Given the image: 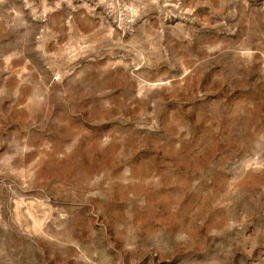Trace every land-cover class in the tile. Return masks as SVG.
Returning a JSON list of instances; mask_svg holds the SVG:
<instances>
[{
	"label": "rangeland",
	"instance_id": "374dc122",
	"mask_svg": "<svg viewBox=\"0 0 264 264\" xmlns=\"http://www.w3.org/2000/svg\"><path fill=\"white\" fill-rule=\"evenodd\" d=\"M0 264H264V0H0Z\"/></svg>",
	"mask_w": 264,
	"mask_h": 264
}]
</instances>
